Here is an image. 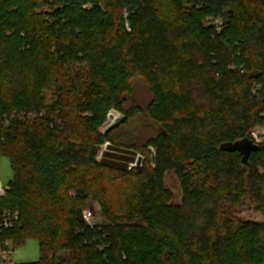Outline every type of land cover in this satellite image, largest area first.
I'll return each mask as SVG.
<instances>
[{
	"label": "trees",
	"instance_id": "16d2710c",
	"mask_svg": "<svg viewBox=\"0 0 264 264\" xmlns=\"http://www.w3.org/2000/svg\"><path fill=\"white\" fill-rule=\"evenodd\" d=\"M168 50L176 63L164 59ZM188 51L216 59L221 78L208 79L187 114L198 131L175 162L204 169L202 191L218 194L241 190L218 185L217 157H236L235 177L245 180L260 162L264 196V145L246 163L222 149L264 126V0H0V158L14 173L0 209L20 215L2 238L15 249L36 240L40 260L29 264H264V224L224 217L207 225L205 192L187 193L195 209L185 229L161 222L167 194L153 155L182 139L176 67L191 64ZM137 78L150 87L146 108L133 101ZM112 111L125 120L105 133ZM140 119L159 133L131 143L123 131ZM116 149L138 150L142 172ZM89 201L111 224L85 222Z\"/></svg>",
	"mask_w": 264,
	"mask_h": 264
},
{
	"label": "rangeland",
	"instance_id": "374dc122",
	"mask_svg": "<svg viewBox=\"0 0 264 264\" xmlns=\"http://www.w3.org/2000/svg\"><path fill=\"white\" fill-rule=\"evenodd\" d=\"M215 25L218 27L221 25V21H215ZM149 35H144V38ZM146 42L147 39L145 38ZM153 50L150 49V52ZM169 51V50H168ZM188 58L192 57L191 64H184L182 66L176 67L179 71L180 79L176 82V89L180 95V105L179 109H175L174 112V123L175 128L179 129L183 136L176 148L164 147L163 152L158 155V152L154 150L155 161L152 163L154 169L158 168L157 160L161 159V164L163 171L161 172V187L163 191L167 194V200L162 204L161 207V222L165 226H170L169 222H173L172 226L178 228V230L185 229L186 220L193 212L195 208H190L186 199L190 192L204 194L207 196V201H210L209 208L206 206V210H211L214 218L210 217L207 225H212L218 227L226 219L236 218L242 221H251L256 223L264 224V213L261 211L262 203L264 202L263 193H261V182L260 176L263 174L260 162H254L253 176L246 179V176L241 173V177H235L238 172L239 162L236 157H217L216 162L220 164L221 169L217 174L218 185L225 188L227 185H234V188L241 190V192H228L218 194L215 193L212 187L206 188V191H202L201 187L206 181V176L204 169L196 168L192 169L191 166L182 165L179 162H175V157L178 153L182 155L188 154L191 146L190 136L197 133L196 122L193 121L188 115L192 114L197 109L195 100L200 97V94L204 87L208 86V79L215 78L220 80V72L217 70L219 68V63L216 59H206L201 57L200 54L191 53L188 51ZM164 59L170 64L172 62H177V57L171 51L163 54ZM217 63V64H216ZM175 66V65H173ZM228 69L233 70V66H229ZM133 101L143 108H146L152 100V94L148 82L143 78H137L133 81ZM201 90V91H200ZM48 97V102L51 101V93H46ZM203 101V100H202ZM200 104L201 101L197 100ZM117 111H112L109 115V125H111L117 118L122 115H118ZM188 114V115H187ZM108 125V126H109ZM128 134L129 142L140 144L145 142L147 139L156 136L159 133L155 127L150 126L149 122L144 119H140L132 123V125L123 131ZM109 144L102 146L98 153V160L101 159L102 154L109 151ZM118 155L122 157L123 160L133 159L135 163H132L129 170L132 168L136 169L134 165L136 164L138 158L142 154L138 150H126V149H116ZM171 160L173 161L171 164ZM170 161V162H169ZM145 164V159L142 161V166ZM175 164V166L173 165ZM123 166V164H121ZM13 169L11 162L7 157L0 158V182L3 185H9L13 178ZM233 177H232V176ZM243 179L245 185L248 184L246 189H243L241 180ZM227 183V184H226ZM260 188V189H259ZM260 193V194H259ZM209 197V198H208ZM85 210H89L93 213L94 219L92 223L102 226H108L110 221L104 217L102 209L99 203L95 201H89L86 204ZM159 210V209H158ZM205 210V211H206ZM215 220V222H214ZM211 228V226H209ZM210 231V230H209ZM209 231L205 229L204 233L209 234ZM202 234V233H201ZM196 238L204 243V239L201 235H196ZM213 242V240L211 241ZM210 243V241H209ZM14 262L16 264H29L35 263L40 260V248L39 243L36 240L28 241L23 247L18 248L14 252ZM68 256L66 254H61L59 258L66 259Z\"/></svg>",
	"mask_w": 264,
	"mask_h": 264
},
{
	"label": "built area",
	"instance_id": "2783aa9c",
	"mask_svg": "<svg viewBox=\"0 0 264 264\" xmlns=\"http://www.w3.org/2000/svg\"><path fill=\"white\" fill-rule=\"evenodd\" d=\"M109 122L110 119L108 120V125ZM251 139L256 145H264V126L255 127L251 132ZM10 188V184L5 186L2 182H0V200L6 197ZM83 218L91 227L97 225L92 223L94 215L91 211L85 210ZM19 223V213H13L10 210L0 209V264H16L13 256L17 249L13 247L12 241L4 240L2 237L6 231L14 229Z\"/></svg>",
	"mask_w": 264,
	"mask_h": 264
},
{
	"label": "water",
	"instance_id": "95a60500",
	"mask_svg": "<svg viewBox=\"0 0 264 264\" xmlns=\"http://www.w3.org/2000/svg\"><path fill=\"white\" fill-rule=\"evenodd\" d=\"M125 117L121 116L120 118L116 119L111 125L107 127L105 130V133H107L109 130L113 129L114 127L118 126L120 123L124 122ZM222 149L228 151V152H239L243 156V162L246 163L250 157V155L253 152H258L260 151V146L254 144L250 140H243L239 141L235 144H226L222 147ZM142 161L143 157L140 156L134 165V167L139 171L142 172ZM153 161H155V157L153 155Z\"/></svg>",
	"mask_w": 264,
	"mask_h": 264
}]
</instances>
